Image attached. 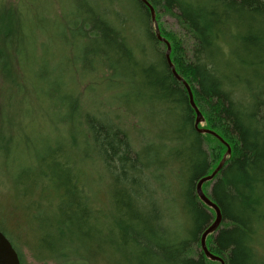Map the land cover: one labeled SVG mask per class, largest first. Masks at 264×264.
<instances>
[{
  "label": "trees",
  "instance_id": "16d2710c",
  "mask_svg": "<svg viewBox=\"0 0 264 264\" xmlns=\"http://www.w3.org/2000/svg\"><path fill=\"white\" fill-rule=\"evenodd\" d=\"M74 2H77L75 13L82 14V19L86 20L79 24L73 10L68 12L69 17L75 19L71 25L77 26L72 42L76 46L86 42L78 51L81 65L91 67L89 57L94 58L110 80L117 76L127 80L131 86L124 93L125 100L161 102L175 109L167 112L173 115L172 123L166 131L167 137L159 143L171 142L167 155L171 159L169 164L178 166L175 177L180 184L181 204L189 225L187 228L171 227L167 222L169 217L162 221L164 208L154 203L157 200L155 191L165 188L157 182H161V175L155 172H159L161 166L155 146L146 145V149L143 144L142 151L137 153L122 127L116 122V127L107 125L105 113L93 111L92 115H85L80 104L70 102L71 95L57 96L58 92L48 85L44 95L53 101L56 93L57 109L61 111L57 119L60 116L70 121L74 113L76 125L86 128L83 135L84 138L89 135L92 150L85 160L91 164L99 162L100 167L113 173V188H109L112 208L111 212L101 208L98 192L96 197L90 196L83 175L69 164L58 146V139L52 143L35 142L32 146L33 140L23 143L32 159L23 164L9 152L13 138L0 135V172L15 174L7 189L14 195L18 209L15 217L7 212L12 221L13 218L17 221L15 240L28 247L35 260L55 264H97L99 256H106L112 262L117 253L120 264H220L209 260L200 249L201 234L213 222L214 215L197 197L195 184L212 173L222 152L211 158L207 145L211 143L208 138L212 137L194 130L195 115L187 92L168 68L165 52L147 62L146 56L139 61L118 26L87 1ZM132 2L138 8V20L146 30L147 40L160 45L151 27L148 9L139 0ZM147 2L155 10L156 17L160 9L174 12L192 41L190 54L187 58H179L180 65L170 60L178 76L191 89L203 118L199 128L208 120V108L238 142L234 149L231 146L233 157L227 159L211 181L202 185L203 192L221 211V223L206 237V246L224 264H264V228H261L264 224V0ZM1 15L9 17L11 25L5 29L4 19L0 17V34L9 47L5 48L10 49L16 60L25 59L14 11L1 8ZM63 16L66 19L65 12ZM13 19L16 27L12 26ZM136 47L141 53L147 51L145 42H138ZM4 55L0 53V77L7 79L13 74V65ZM41 73L49 74L44 69L39 71ZM185 75L194 81V90ZM233 89H236L235 96H242L243 101L233 99ZM242 89L248 91L246 99ZM19 121L13 122L18 126ZM221 122L201 128L215 130L230 145ZM213 140L217 146L220 144ZM145 172H150V176L143 186L137 176ZM204 187H208L207 192ZM115 208L116 213H113ZM3 220L5 218L0 221V232L23 264ZM164 223L168 225L163 226ZM175 225L172 222V226ZM25 229L29 232L28 240L22 241L20 233Z\"/></svg>",
  "mask_w": 264,
  "mask_h": 264
},
{
  "label": "rangeland",
  "instance_id": "374dc122",
  "mask_svg": "<svg viewBox=\"0 0 264 264\" xmlns=\"http://www.w3.org/2000/svg\"><path fill=\"white\" fill-rule=\"evenodd\" d=\"M85 1L122 30L128 39L129 45L133 47L134 55L139 61H142L143 56H146L147 59L145 61L147 62L153 59V56L156 57L157 54L166 51L164 44L160 43V46L147 40V37L144 35L146 30L138 20V8L134 6L132 0ZM75 6H77V2L75 3L74 0H0V17H3L1 15V8L14 11L15 13L14 17L17 18L20 37L26 53L25 59L16 60V56L9 52L10 49L5 48V46L8 47V44L3 41L0 34V53H4L9 63L13 65V74L8 76L9 79L8 77L7 79L0 77V135L13 138L9 145V152H12L14 158L23 164H28L32 161L28 157L29 150L24 149L23 143L28 144L33 140L32 146L35 142L39 143L46 140L52 143L54 139H58V144H60L58 146L68 158L69 164L78 174L83 175V180L90 188V196L94 198L98 192L99 205L102 209L104 208L111 212L112 197L109 188H113V173L110 172V169L106 171L103 167H100L99 162L91 164L85 160V156L89 154L88 151L92 150V146L88 142L89 135H86V138L83 135L86 128L76 125L74 113H71L70 121H65L60 116L57 119L56 115H59L60 108L58 107L57 109L55 101L56 93L54 92V100L49 101L45 97L44 91L49 85L52 86L54 91L58 92L57 96L60 94L64 95V93L69 94L71 95L70 102L77 105L80 104L83 109V111H80L83 114L92 115L93 111H102L105 113L104 121L107 125L109 123L116 127L114 124L116 122L122 127L129 137L131 145L135 146H132V148L137 153L142 151L143 144H145L146 149V145L156 147L159 153L158 163L161 169L155 173H160L161 182H157L158 184H164L165 191L161 189L155 191L157 193H155L157 200L153 199L154 203L159 208H164L162 221L169 217V221H165L170 222L171 227L187 228L189 222L184 214L186 212L181 204L180 184L176 179L178 166L169 164L171 159L167 155L171 142L169 143L168 140H165L164 143H159L164 136L167 137L166 131L169 130L168 127L172 123L173 115L167 114V112L169 110L174 112L175 109L167 107V104L161 102L155 104L147 102V104L144 101L137 103L131 98L125 100L123 98L124 93L129 91L131 86L127 80L119 76L110 80L105 76L104 72L106 70L99 67L94 58L89 57L91 67H83L81 65V56H79L78 51L81 50V47L86 42H80L77 46L72 42L74 29L76 30L77 26L71 25L75 23L73 22L75 19L74 17H69L68 13L72 10L75 13ZM160 10L161 12L157 17L155 15L159 31L163 32V34L161 32L160 34L164 38H160L166 41L170 59L180 65L179 58L188 57L192 49V41L186 35V30L181 27L179 21L173 15L174 12L172 14L169 11H162L164 9ZM64 12L66 13V19L63 16ZM75 16L79 24L86 22L85 19H82V14L79 13L78 15L75 13ZM3 19V27L5 29H7V26L11 28V25H9L10 18L3 17ZM13 23L12 26L16 27L14 19ZM151 27L153 30L152 23ZM138 42H145L146 52L141 53L137 49ZM175 46L179 48L175 49ZM43 69L49 74L44 75L41 73L42 77L39 71ZM51 75L53 78H51ZM185 76L194 90V81L192 79L191 81L187 75ZM20 84H23L24 88H21ZM242 90L246 99L248 91ZM235 93L236 89L232 94L233 99L237 102L244 100L242 96H235ZM206 110L209 113L206 115L208 120L200 127L208 128L210 125L221 122L210 113L208 108ZM168 115H171V117ZM15 120H20L18 122L19 127L14 124L13 121ZM221 124L223 125V131H225L230 141V145L228 146L230 151H232L231 146L234 149L238 145V142L225 130V124L223 122ZM208 132L217 134L215 130ZM212 138L215 139L214 137ZM212 138H208L211 143L207 145V149L209 148L211 152L210 157L215 158L217 152L224 154L226 148L216 139L220 143L217 146L218 143ZM44 145L45 143L42 144V146ZM233 154L234 151L232 155L230 153L231 156L229 155L227 159L233 157ZM1 159L0 155V162L2 161ZM165 161L167 162L166 165L163 164ZM12 164H14L13 161ZM149 173H140L137 176L140 185H147L149 180L146 179L148 178L147 176H150ZM14 177V173L8 175L7 172H0V221L5 218L3 223L11 234L10 237L15 243L23 264H55L48 261L35 260L28 247H25L20 242L17 243L15 240L17 239L15 230L17 228V221L13 218V222L10 216L15 217L14 214L18 212V209L14 195L12 193L10 195L7 190L10 188V182ZM204 189L206 192L208 191V187H204ZM148 190L150 191V189ZM146 195L147 193L144 192V196ZM148 199L151 200V198ZM113 213H116V208L113 210ZM172 222L176 225L172 226ZM166 225L168 223H164L163 226ZM261 228H264V224H261ZM28 234L29 232L26 229L23 230L20 233L21 240H28ZM119 260L120 255L118 256L117 253L113 256L112 262L107 260L106 256H99L96 259V263L120 264L117 263Z\"/></svg>",
  "mask_w": 264,
  "mask_h": 264
},
{
  "label": "bare ground",
  "instance_id": "6f19581e",
  "mask_svg": "<svg viewBox=\"0 0 264 264\" xmlns=\"http://www.w3.org/2000/svg\"><path fill=\"white\" fill-rule=\"evenodd\" d=\"M140 2H142L143 3V5L144 6H146V8L148 9V11H149V14H150V20H151V23H152V25H153V30H154V35H155V38L157 39V41L159 42V43H162V44H164L165 46H166V51H165V54H164V56H165V61H166V64H167V66H168V68L170 69V71H171V73H172V75L174 76V78L178 81V82H180L182 85H183V87L185 88V90H186V92H187V96H188V101H189V105H190V107L192 108V110L194 111V115H195V119H194V125H193V127H194V130L198 133V134H207V135H210V136H212V137H214L215 139H217L225 148H226V151H225V153L223 154V156H222V158H221V160H220V162L218 163V165L216 166V168L214 169V170H216L218 167H220L219 169H218V171L216 172V174L221 170V168L224 166V164H225V162H226V159H227V157L230 155V153H231V151H230V148H229V146H228V144L220 137V136H218L216 133H214V134H211V133H209L208 131H211V130H209V129H205V128H199V124L203 121V118H202V115H201V113L199 112V110H198V108L196 107V105H195V103H194V100H193V95H192V92H191V89L189 88V86H188V84L181 78V77H179L178 76V74L176 73V71H175V69H174V66L172 65V63H171V60H170V55H169V51H167V49H168V47H167V45H166V41L165 40H163V41H160L158 38L159 37H161V35H160V31H159V28H158V26H157V23H156V19H155V10L153 9V7L147 2V0H139ZM162 39V38H161ZM167 53H168V55H167ZM167 56V57H166ZM191 102H192V104H191ZM196 118L199 120V122H196ZM213 170V171H214ZM212 171V172H213ZM215 174V175H216ZM211 175V174H210ZM214 175V176H215ZM209 176V175H208ZM205 177H207V176H205ZM204 178V177H203ZM214 178V177H213ZM202 179V178H201ZM200 179V180H201ZM199 180V181H200ZM198 181V182H199ZM211 181V180H210ZM197 182V183H198ZM207 182H209V181H207ZM197 183H196V186H197ZM204 183H206V182H204ZM203 183V184H204ZM202 184V185H203ZM195 186V193H196V195H197V197L199 198V200L204 204V205H206L207 207H209L213 212H214V216H213V222L203 231V233L201 234V237H200V249H201V251L203 252V254L207 257V258H209L211 261H217V262H219L220 264H224L223 263V260L221 259V258H219V257H216V256H214L213 254H211L210 252H209V250H208V248H207V246H206V243H205V239H206V237L209 235V234H212V233H214L216 230H217V228L219 227V225H220V223H221V211H220V209H219V207L214 203V202H212L207 196H206V194L203 192V190H202V186H201V189L198 191V189H197V187ZM198 192L200 193V195L201 196H204L205 197V199H207L208 200V202L209 203H211L214 207H217V209L219 210V214H220V221L218 222V224L214 227V228H211L212 226H213V224L215 223V219H216V213H215V211H214V208L212 207V206H209V205H207V204H205V202L202 200V199H200V196H199V194H198ZM0 234H2L1 232H0ZM3 235V234H2ZM4 236V235H3ZM5 237V236H4ZM6 238V237H5ZM7 239V238H6ZM8 240V239H7ZM202 241H203V245H204V249L202 248V245H201V243H202ZM12 246V245H11ZM17 254V253H16ZM18 257V256H17ZM19 260V259H18ZM20 263V262H19Z\"/></svg>",
  "mask_w": 264,
  "mask_h": 264
},
{
  "label": "water",
  "instance_id": "95a60500",
  "mask_svg": "<svg viewBox=\"0 0 264 264\" xmlns=\"http://www.w3.org/2000/svg\"><path fill=\"white\" fill-rule=\"evenodd\" d=\"M158 39L160 41H163L160 37ZM167 51H169V48L167 49ZM167 55H168V53H167ZM191 104H192V102H191ZM196 122H199V120L197 118H196ZM219 168L220 167H218L216 170H214L211 173V175L202 178L197 183L196 187H197L198 191L201 189V186L204 182H207V181H210L213 179L214 175L216 174V172L218 171ZM198 194L200 196V199H202L205 202V204L212 206L214 208V211L216 213V219H215V223L211 227V228H214L218 224V222L220 221L219 210L217 209V207H214L211 203H209L208 200L205 199L204 196H201L199 192H198ZM201 245H202V248L204 249L203 241H202ZM0 264H20L15 250L12 248L10 242L2 234H0Z\"/></svg>",
  "mask_w": 264,
  "mask_h": 264
}]
</instances>
